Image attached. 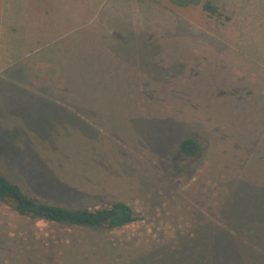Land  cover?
<instances>
[{
	"label": "rangeland",
	"instance_id": "rangeland-1",
	"mask_svg": "<svg viewBox=\"0 0 264 264\" xmlns=\"http://www.w3.org/2000/svg\"><path fill=\"white\" fill-rule=\"evenodd\" d=\"M215 1L230 19L168 0H71L81 19L49 27V49L6 58L2 38L0 172L36 199L124 200L139 219L75 227L0 201V264L224 263L206 230L263 251L227 213L239 188L264 185V0ZM191 135L198 157L180 152Z\"/></svg>",
	"mask_w": 264,
	"mask_h": 264
},
{
	"label": "trees",
	"instance_id": "trees-1",
	"mask_svg": "<svg viewBox=\"0 0 264 264\" xmlns=\"http://www.w3.org/2000/svg\"><path fill=\"white\" fill-rule=\"evenodd\" d=\"M168 1L180 7L201 5L210 16L217 18L225 16L230 19L229 16L224 15L215 0ZM202 151V141L196 135L187 136L180 142V152L187 157H198ZM238 191L239 196L235 201L234 212L232 215L227 213V219L233 224V229L251 238L263 251H257L245 243H241L240 246L232 235L228 234L230 235L228 236L218 231H212L213 237H211V230L200 231L198 236L201 235L205 239L202 245L213 243L218 249L217 253L222 249L225 250V262L220 264H264V185L252 187L248 182ZM241 196H245V200L241 199ZM0 201L11 205L22 216L75 227L116 229L139 219L133 207L124 200H113L100 205L69 207L36 199L1 172ZM207 249L208 246H204L199 256H209L210 252ZM190 262L182 259L173 264H218L215 261L206 263L203 259Z\"/></svg>",
	"mask_w": 264,
	"mask_h": 264
},
{
	"label": "crops",
	"instance_id": "crops-1",
	"mask_svg": "<svg viewBox=\"0 0 264 264\" xmlns=\"http://www.w3.org/2000/svg\"><path fill=\"white\" fill-rule=\"evenodd\" d=\"M72 3L71 0H0V41L4 37L14 43L15 52L3 51L6 58L27 52L29 46L33 52L49 49L55 42L49 27L75 25L81 19L82 10L72 7ZM35 27L43 28L36 33ZM19 43H25L21 49ZM1 54L0 51V58Z\"/></svg>",
	"mask_w": 264,
	"mask_h": 264
}]
</instances>
